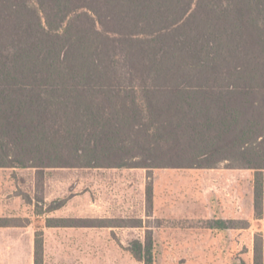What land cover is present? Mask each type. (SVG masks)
<instances>
[{"label":"trees","instance_id":"1","mask_svg":"<svg viewBox=\"0 0 264 264\" xmlns=\"http://www.w3.org/2000/svg\"><path fill=\"white\" fill-rule=\"evenodd\" d=\"M222 163L262 204L264 0H0V167Z\"/></svg>","mask_w":264,"mask_h":264},{"label":"rangeland","instance_id":"2","mask_svg":"<svg viewBox=\"0 0 264 264\" xmlns=\"http://www.w3.org/2000/svg\"><path fill=\"white\" fill-rule=\"evenodd\" d=\"M229 166L4 169L0 212L27 224L28 251L43 232V264H145L135 240L153 264H264V186L258 205L256 170Z\"/></svg>","mask_w":264,"mask_h":264},{"label":"crops","instance_id":"3","mask_svg":"<svg viewBox=\"0 0 264 264\" xmlns=\"http://www.w3.org/2000/svg\"><path fill=\"white\" fill-rule=\"evenodd\" d=\"M19 167H0L4 169ZM4 179L0 177V201L4 200ZM0 219L8 224H0V264H35V242L32 240L28 251L27 224L20 223L19 216L0 212Z\"/></svg>","mask_w":264,"mask_h":264}]
</instances>
